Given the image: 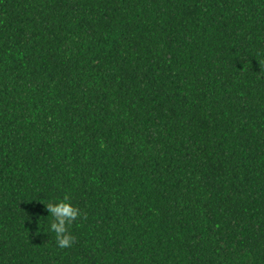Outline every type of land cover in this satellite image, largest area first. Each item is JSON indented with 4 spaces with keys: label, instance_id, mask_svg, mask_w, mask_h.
<instances>
[{
    "label": "trees",
    "instance_id": "trees-1",
    "mask_svg": "<svg viewBox=\"0 0 264 264\" xmlns=\"http://www.w3.org/2000/svg\"><path fill=\"white\" fill-rule=\"evenodd\" d=\"M0 264H264V0H0Z\"/></svg>",
    "mask_w": 264,
    "mask_h": 264
},
{
    "label": "clouds",
    "instance_id": "clouds-1",
    "mask_svg": "<svg viewBox=\"0 0 264 264\" xmlns=\"http://www.w3.org/2000/svg\"><path fill=\"white\" fill-rule=\"evenodd\" d=\"M51 220L50 231L55 233L58 247H69L74 243L75 237L69 232V227L81 216L80 209L72 204L69 196L49 201L45 204Z\"/></svg>",
    "mask_w": 264,
    "mask_h": 264
}]
</instances>
